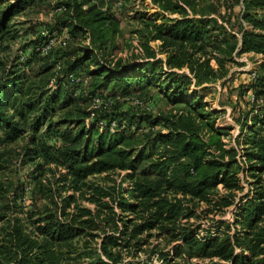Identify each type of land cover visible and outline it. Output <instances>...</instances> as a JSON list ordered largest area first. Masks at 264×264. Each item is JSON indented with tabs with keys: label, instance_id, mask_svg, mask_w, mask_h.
Masks as SVG:
<instances>
[{
	"label": "trees",
	"instance_id": "trees-1",
	"mask_svg": "<svg viewBox=\"0 0 264 264\" xmlns=\"http://www.w3.org/2000/svg\"><path fill=\"white\" fill-rule=\"evenodd\" d=\"M6 1L0 0V4ZM34 1L16 0L9 3L0 14V35L3 36L10 27L8 22L12 17ZM153 2L164 11L177 15L165 17L159 13H139L136 17L138 25L133 31L131 58L114 65L103 60L91 69L89 74L95 77L99 92L93 93L90 99L92 101L96 94H100L111 97L115 102L124 97L131 87L139 91L156 85L172 103L183 104V107L176 114L155 116L153 122L163 123L166 130L158 131L155 135L143 134L140 138L129 131L131 126L126 125L124 118L114 114L104 116L106 122L103 129H99L95 123L93 125L98 130L86 132L81 129L76 135V145H80L84 136L88 140L82 151L63 148L56 151L67 173L76 181L113 169H130L128 175L136 177L131 194L142 201L147 215L133 227L117 226L119 234L89 232L86 227L76 225L75 219H62L54 212L33 221L37 234L45 236L47 241L68 243L81 234L91 238L100 237V252L109 260L117 259L122 246H130L135 237L159 225L162 219L174 218L175 221L180 215H189L191 210L184 213L182 198L195 199L218 210L234 204L235 192L242 188L240 156H246L249 160L248 170L264 174V130L258 127V124L264 126V118H251L250 110L245 113L247 133L242 134L241 143L248 149L240 154L235 145L227 144L222 139L225 132L215 126L219 111L213 109L205 99L207 91L211 89L210 85L205 84L226 77L229 66L237 62V57L249 53L261 54L262 58L256 70V79L249 78L242 92L252 89L258 94L264 92V0H228L224 12L205 0ZM84 3L89 4L88 9H82L80 3L67 1L63 10L69 11L70 15L69 18H61L63 24L71 28L73 35L83 30L88 32L94 45L97 42L109 43L119 32V21L98 3H92V0H84ZM50 36L46 35L35 43L33 52L43 55L41 49ZM154 42H158L157 47L153 45ZM53 48L45 55L50 54ZM94 51V48H86L82 55L74 58L66 69L67 82L64 84V79L60 81L65 88L60 85L56 91L44 86L33 91V85L27 89L22 79L24 74L18 72L1 81L0 133L4 139L12 141L22 136L26 132L23 126L28 123L31 114L38 113L32 122L36 129L50 119L58 102L61 101L64 106L72 104L71 96L66 94L68 85L76 90L82 84L71 82L70 75L84 76L80 71L84 64H92ZM48 68L52 69L53 65L45 67L46 70ZM200 86L201 89L198 88ZM64 90L66 95L63 94ZM150 101L145 103L148 111L152 109ZM248 104L252 107L256 105L250 100ZM147 105L151 108L148 109ZM107 107L103 105L96 111L102 112ZM87 113L90 115V112ZM113 121L116 126L111 130ZM90 133L97 136L96 141L89 137ZM134 138H139L140 143H136L139 146H134ZM237 142L240 141L237 139ZM44 151V156L57 159L56 154L52 153L53 149L45 148ZM263 180V177L259 178L262 188L242 198L244 203L239 208L236 221L239 227L232 234L211 235L202 240L194 232H186L179 236L184 244L174 249L171 258L162 259V264H264ZM219 186L225 191L224 194L220 193ZM120 189L122 193L123 188ZM167 192L174 194V203L164 194ZM117 202L123 211H138L141 205L120 199ZM116 215L111 209L107 222H113ZM86 223L99 226L95 219L81 221V224ZM176 236L174 233V238ZM15 241L18 247L16 252L11 248L0 250V264H47V261H35L33 253L27 251L26 248L31 249L35 241L23 238L19 233L15 235ZM195 257H218L222 261L203 263L193 261ZM97 264H106V261H97Z\"/></svg>",
	"mask_w": 264,
	"mask_h": 264
},
{
	"label": "rangeland",
	"instance_id": "rangeland-1",
	"mask_svg": "<svg viewBox=\"0 0 264 264\" xmlns=\"http://www.w3.org/2000/svg\"><path fill=\"white\" fill-rule=\"evenodd\" d=\"M14 1L16 0H8L0 4V14L9 3ZM67 1L80 3L82 9H88L89 6L84 0H35L27 8L15 14L8 22L10 27L3 36L0 35V83L6 81L9 75L18 72L24 74L22 79L25 80L27 89L33 85V91L43 86L56 91L61 87L60 85L64 86L67 82V66L76 56L82 55L86 48H94L96 52L92 64H84L80 71L89 82L82 84L76 90L68 85L66 94L68 97L71 96L72 104L64 106L61 101L58 102L50 119L48 118L49 120L36 129L32 126V122L38 113L31 114L28 123L25 126L22 124L26 132L16 140L6 141L4 135L0 133V216L2 217L0 250L7 251L11 248L16 252L18 247L15 235L19 233L21 237L35 241L31 249L26 248L33 253V259L47 261V264H97V261H106V264H155L154 261H162L173 256L174 249L184 244L179 236L186 232H194L196 237L202 240L211 235L232 234L239 227L236 221L240 214L239 208L244 203L242 198L253 195L256 190L262 188L259 178H264V174L261 175L259 172L255 174L254 171L247 169L249 160L246 156L239 157L242 188L235 192L234 204L224 210H218L211 209L206 203L198 200L179 197L184 202V213L191 210L189 215H180L175 221L174 218L162 219L159 225L148 228L135 237L130 242V246H122L115 260H109L101 254L100 237L91 238L81 234L71 242L56 243L47 241L45 236L37 234L33 221L50 212H54L62 219L73 218L76 220V225L84 226L92 233L119 234L117 226L127 225L130 228L140 223L147 213L143 209L142 201L131 194L136 177L128 175L130 169H113L76 181L67 173L66 166L56 151L58 148L82 151L83 145L88 140L84 136L80 145H76L74 139L79 131L98 130L93 125L95 123L100 127L99 129H103L105 117L111 114L124 118L126 125L131 126L129 131L134 133L135 137L140 138L143 134L155 135L158 131L166 130L163 123L153 122L155 116L162 113L176 114L183 107V104L172 103L156 85L139 91L131 87L124 97L116 99L115 102L113 99V104L105 105L108 107L102 112L96 111L90 99L93 93L99 91L95 85L96 79L89 74V71L103 60L109 65H114L118 61L124 63L131 58L133 31L137 28L136 17L139 13L146 12L150 15L159 13L160 16L165 17H174L177 14L164 11L154 4L153 0H126L123 9L109 10L119 21V32L109 43L97 42L94 45L88 32L83 30L73 35L70 32L71 28L63 24L61 18H69L70 15L69 11L64 12L62 9ZM205 1L224 12L228 0ZM92 3H98L102 9L110 4L108 0H92ZM46 35L56 38L52 52L48 55L33 52L35 43L43 40ZM153 45L157 47L158 42H154ZM236 61L229 66V74L226 77L212 84H205L210 85L211 88L207 91L205 99L213 109L219 111L215 126L225 132L222 134V139L227 144L235 145L242 154L248 149L241 143L242 134L247 133L244 124L245 113L250 110L251 118L256 116L263 119L264 103L252 107L248 102L250 94L256 91L252 89L242 92L247 86L251 73L258 68L255 57L244 54L238 56ZM49 64H52L53 68L46 70L45 67ZM212 64L216 67L215 61ZM63 79L64 84L60 82ZM198 88L201 89V86ZM65 91H63L64 95H66ZM256 94L264 97V92ZM135 99L142 101V104H136ZM146 100H151L150 111L146 110ZM87 112H90V115H87ZM150 116L152 117L148 120L147 117ZM97 118L103 120L98 121ZM142 118L145 120L141 121ZM260 126L264 130V126L258 124V127ZM89 137L97 140V136L92 133ZM139 138H134V146H139L136 145L140 143ZM45 148L53 149L52 153L56 154L57 159L44 156ZM120 188H123L122 193ZM219 189L221 194L225 193L221 186ZM164 194L174 203V194L170 192ZM119 199L141 204L139 210L123 211V207L117 202ZM111 209L117 215L115 220L109 223L106 218ZM89 219H95L99 228L95 227L94 223L81 224V221L85 222ZM174 233L178 235L176 238ZM178 259L180 260L181 257ZM193 261L219 263L222 260L218 257L213 259L195 257Z\"/></svg>",
	"mask_w": 264,
	"mask_h": 264
},
{
	"label": "built area",
	"instance_id": "built-area-1",
	"mask_svg": "<svg viewBox=\"0 0 264 264\" xmlns=\"http://www.w3.org/2000/svg\"><path fill=\"white\" fill-rule=\"evenodd\" d=\"M109 1V5H105L103 7L104 10H110V9H123V7L126 5V0H108ZM63 9V8H62ZM56 44V38L55 37H49L47 42L45 43V45H43L42 47V52L43 54H47L49 53V51L55 46ZM257 77V72L253 71L251 73L250 78L256 79ZM70 80L71 82L74 83H81V84H85L89 82V79L87 77H83V76H77L75 74H71L70 75ZM250 101L256 105L262 104L264 103V97H260L259 95H256L255 93H251L250 94ZM136 104L141 105L142 101H140L139 99H135ZM113 103V99L110 97H106L104 95H100V94H96L93 99H92V105L94 108L98 109L101 106H105L108 104H112ZM147 108L150 109L151 106L147 105ZM116 126V122L113 121L110 125L111 130H114ZM155 264H162V261H154Z\"/></svg>",
	"mask_w": 264,
	"mask_h": 264
},
{
	"label": "crops",
	"instance_id": "crops-1",
	"mask_svg": "<svg viewBox=\"0 0 264 264\" xmlns=\"http://www.w3.org/2000/svg\"><path fill=\"white\" fill-rule=\"evenodd\" d=\"M147 2V1H146ZM245 55H250V56H254L256 59V63L259 65L261 62V58L262 55L261 54H255V53H249V54H245Z\"/></svg>",
	"mask_w": 264,
	"mask_h": 264
}]
</instances>
